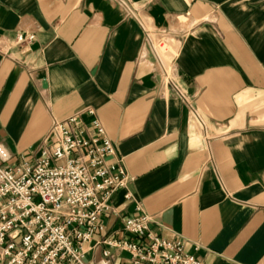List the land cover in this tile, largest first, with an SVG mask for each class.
<instances>
[{
  "label": "crops",
  "instance_id": "1",
  "mask_svg": "<svg viewBox=\"0 0 264 264\" xmlns=\"http://www.w3.org/2000/svg\"><path fill=\"white\" fill-rule=\"evenodd\" d=\"M19 34L35 35L29 49ZM0 47L8 164L81 111L132 178L85 261L129 264L105 241L135 239L125 222L141 204L200 264H264V0H0Z\"/></svg>",
  "mask_w": 264,
  "mask_h": 264
},
{
  "label": "built area",
  "instance_id": "2",
  "mask_svg": "<svg viewBox=\"0 0 264 264\" xmlns=\"http://www.w3.org/2000/svg\"><path fill=\"white\" fill-rule=\"evenodd\" d=\"M34 40V34H19L16 42L29 49ZM167 46L160 37L158 49ZM51 135L50 146L15 165L0 149V264H95L85 256L104 229L101 218L112 197L127 190L126 198H133L132 178L97 118L86 122L76 112L56 121ZM136 209L125 222L135 239L105 241L127 251L129 264H200L182 240L153 233L151 216L141 204Z\"/></svg>",
  "mask_w": 264,
  "mask_h": 264
}]
</instances>
